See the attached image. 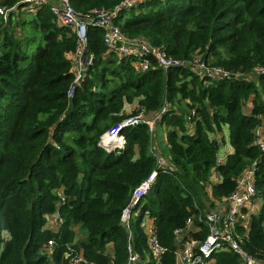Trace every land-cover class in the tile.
<instances>
[{"label": "trees", "instance_id": "obj_1", "mask_svg": "<svg viewBox=\"0 0 264 264\" xmlns=\"http://www.w3.org/2000/svg\"><path fill=\"white\" fill-rule=\"evenodd\" d=\"M22 1L0 0L7 12L0 15V264H71L78 256L79 264H128V245L145 264H176L185 242L209 235L205 216L251 168L258 210L247 224L239 218L233 235L264 264V151L257 145L264 138V0H138L118 10L113 26L187 65L164 71L151 56H124L106 45L103 28L89 25L92 63L77 84V35L59 25L56 1L13 21L26 11ZM68 1L85 16L112 12L123 0ZM199 65L228 76L208 78ZM163 105L153 131L127 127L121 150L100 145L125 118L140 110L150 120ZM161 128L163 143L154 148ZM226 137L232 151L220 162ZM153 171L128 240L121 213ZM143 219L165 250L157 261ZM208 262L242 264L228 249Z\"/></svg>", "mask_w": 264, "mask_h": 264}, {"label": "built area", "instance_id": "obj_2", "mask_svg": "<svg viewBox=\"0 0 264 264\" xmlns=\"http://www.w3.org/2000/svg\"><path fill=\"white\" fill-rule=\"evenodd\" d=\"M45 0H23L25 10L33 12L35 7ZM56 3L51 5V10L56 14L59 25L68 26L73 28L77 35L78 47L71 57L72 67L75 74L74 83L77 84L83 75L84 69L89 67L92 63V58L86 54V32L89 25L101 27L105 30L104 41L109 48H118L119 53L124 56H134L140 58L141 56L148 55L153 58L156 65L167 71L172 68L184 67L187 64L166 57L159 48L150 46L141 40H130L121 35L118 28L113 26L112 19L117 15L118 10L122 8H130L138 0H123L119 7L115 8L112 12L96 11L89 15H79L70 6L68 0H55ZM7 14L0 9V15ZM200 66L199 73L205 71L206 77L218 78L227 77L228 74L220 69H207ZM148 68V62L144 60L141 63V70ZM264 73V69L260 70ZM167 105H163L161 110L150 120H145L143 111H138L136 114L131 115L116 126L109 129L101 138L100 145L108 152L121 150L125 144L124 138L121 135L123 129L127 127L137 126L139 124H147L150 129L154 127L155 122L160 119L167 112ZM263 138V137H262ZM257 140V145L264 151L263 139ZM158 166L163 169H168L163 160H159ZM156 178V172L153 171L139 186H137L131 194L129 203L123 209L120 216V225L125 232L129 234L131 221L135 217V211L141 208L142 200L149 194ZM256 196L255 188L253 185V169L244 171L242 176L237 181L236 190L227 198L226 203L221 205L224 208L220 211H213L205 216V224L209 230V235L201 243L197 241H188L184 243L181 251L176 252V257H181L184 264H209L208 260L211 255L222 249H228L235 252L239 257L242 264H263L262 261L252 258L247 255L240 247L238 241L233 235V227L240 218L241 210L254 202ZM142 221V228L147 235V246L151 257L158 260L165 250L159 246L153 229L146 225L147 222ZM191 226V220L188 219L185 223L184 232L188 231ZM177 242L178 238L182 236V231L176 230L174 232ZM50 244V243H49ZM128 251V264H139L140 260L138 255L131 249L130 245L127 246ZM82 259L80 256L73 257L71 264H79ZM177 264V262H176Z\"/></svg>", "mask_w": 264, "mask_h": 264}, {"label": "crops", "instance_id": "obj_3", "mask_svg": "<svg viewBox=\"0 0 264 264\" xmlns=\"http://www.w3.org/2000/svg\"><path fill=\"white\" fill-rule=\"evenodd\" d=\"M16 8H14L13 10H15ZM24 10V9H23ZM33 17V15L31 14V13H28V12H21V14H20V16L19 15H17V13H16V15L14 16V17H12V19H13V21H17L18 20V18H19V20L20 19H25V20H30L31 18ZM134 106V105H133ZM248 107L249 106H247V110H248ZM131 108H132V106H125V111H126V113H128L129 111H131ZM162 129L163 128H161V130H158V132L156 133V145L155 144H153V147L154 148H156L157 147V143H163V138H164V132L162 131ZM157 131V130H156ZM155 131V132H156ZM224 135L226 136V130H225V132H224ZM231 153V151H228V150H225V151H223L222 153H221V157L219 156V161L220 162H222L223 160H224V158L226 157V155H228V154H230ZM220 154V153H219ZM258 203H256L255 201L252 203V204H250L249 206H247V207H245V208H243L242 210H243V212H242V210H241V213H240V219H242V220H244V223L245 224H247V222H248V219H249V216L251 215V214H254V213H257V210H258ZM224 208V206H216L215 207V209L213 210V211H220V210H222ZM213 211H211V212H213ZM145 222H147V224L146 225H148V226H150V221H148V220H144ZM176 262H177V264H184L183 262H182V260H181V257H180V254H179V256H177L176 257Z\"/></svg>", "mask_w": 264, "mask_h": 264}, {"label": "rangeland", "instance_id": "obj_4", "mask_svg": "<svg viewBox=\"0 0 264 264\" xmlns=\"http://www.w3.org/2000/svg\"><path fill=\"white\" fill-rule=\"evenodd\" d=\"M153 129H154V127L151 126V130H152V131H153ZM225 130H226V129H224L223 132H225ZM225 150L232 151L231 146H230L229 143H228V138H227V137H226V140H225V145H224V146L221 148V150H220V154H219L220 157H221V153H222L223 151H225ZM159 160H162V159H159ZM145 262H146V260H145V261L141 260V261L139 262V264H145Z\"/></svg>", "mask_w": 264, "mask_h": 264}]
</instances>
